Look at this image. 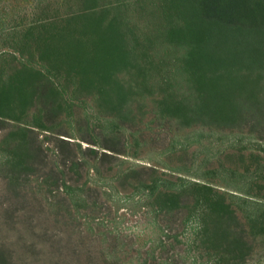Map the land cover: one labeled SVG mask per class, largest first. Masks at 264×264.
<instances>
[{
    "label": "trees",
    "instance_id": "obj_1",
    "mask_svg": "<svg viewBox=\"0 0 264 264\" xmlns=\"http://www.w3.org/2000/svg\"><path fill=\"white\" fill-rule=\"evenodd\" d=\"M50 1L0 0V264H264V157L224 171L222 189L124 167L148 76L164 66L158 40L122 0ZM253 4L151 10L159 44L183 49L172 77L186 84L178 95L163 79L155 118L246 130L264 151V1ZM121 206L140 212L136 234L118 229Z\"/></svg>",
    "mask_w": 264,
    "mask_h": 264
},
{
    "label": "rangeland",
    "instance_id": "obj_2",
    "mask_svg": "<svg viewBox=\"0 0 264 264\" xmlns=\"http://www.w3.org/2000/svg\"><path fill=\"white\" fill-rule=\"evenodd\" d=\"M55 1L60 2L61 0ZM55 1H50L53 6H57ZM122 1L125 4H123L121 13L123 17L129 19L130 25H139L142 28L139 32L140 35L150 38L156 37L155 39L159 41L161 38L159 33L162 32L159 29L163 24L161 23V14L156 13L151 16L150 12L153 8L159 6L160 0ZM224 1L244 2L246 4L244 8L249 10L250 7L253 8L255 1L263 2L264 0ZM68 2L72 3L74 0H68ZM244 8L240 9L243 16L238 13L236 18L251 22L249 12L248 15L243 12ZM246 33L247 31H243L239 34ZM158 41H156L157 45L150 52L154 54L155 61H161L164 66L158 70L154 69L148 76L151 93L146 95V99L141 100L143 107L140 111V122L138 123L140 133L136 135L137 142L135 145L132 144L128 149L130 155L126 158L122 157L127 160L124 161L123 166H152L159 171L166 172L172 179L181 176L209 182L215 185L216 188L222 189L224 184L231 182V178L228 179L224 171L235 168L242 170L243 166L252 163L253 158H250V154H258L264 157V151L259 146L261 141L257 140L254 134L247 133L246 130L240 132L238 130H218L200 126L182 128L172 120H158L155 118L153 114L154 102L161 94L160 86L164 78L170 79V90L178 95L186 88L182 76H177L175 79L172 77L174 74V59L182 53L183 49L176 47L163 48ZM69 130L77 138H88L89 136L82 126L74 124ZM3 133V131H0V138ZM39 137H42V134ZM137 210V208L121 206L116 214L113 212L112 215L115 214L121 221L118 229L123 233L136 234V226L139 225L142 219L140 212Z\"/></svg>",
    "mask_w": 264,
    "mask_h": 264
}]
</instances>
